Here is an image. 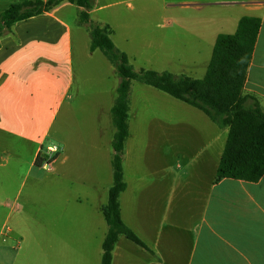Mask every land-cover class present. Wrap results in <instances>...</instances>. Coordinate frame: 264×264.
I'll use <instances>...</instances> for the list:
<instances>
[{
  "label": "rangeland",
  "instance_id": "374dc122",
  "mask_svg": "<svg viewBox=\"0 0 264 264\" xmlns=\"http://www.w3.org/2000/svg\"><path fill=\"white\" fill-rule=\"evenodd\" d=\"M20 1L0 0V12ZM93 7L88 22L80 20L75 6L62 10L73 30V96L58 113L43 144L40 164L47 160L48 144L57 148L49 156L51 168L29 169L7 199L10 209L0 208L2 214L10 210L6 226L13 230L4 242L0 235V254L9 257L4 264H100L107 231L100 208L112 183L115 129L110 108L120 78L100 49L89 50L87 29L106 24L115 47L126 53L136 70L202 77L216 35L234 32L239 17L249 13L225 0H94ZM128 102V137L121 156L129 189L121 192L119 202L124 220L135 226L138 194L130 197V191L138 190L141 174L153 169L147 162L172 159L170 144L177 141L174 129L220 130L222 135L213 144L217 146L225 128L198 108L136 80L130 82ZM23 153L22 174L30 157Z\"/></svg>",
  "mask_w": 264,
  "mask_h": 264
},
{
  "label": "crops",
  "instance_id": "0c3cea01",
  "mask_svg": "<svg viewBox=\"0 0 264 264\" xmlns=\"http://www.w3.org/2000/svg\"><path fill=\"white\" fill-rule=\"evenodd\" d=\"M225 1L260 19L243 89L264 112V0ZM70 6L79 10L63 1L14 22L0 37V208L10 209L7 199L20 177L39 167L35 159L43 157L50 128L72 100L73 30L62 13ZM222 130L223 141L213 146L220 130L174 129L172 159L147 162L153 169L141 174L138 190L130 191V197L138 194V225L127 223L120 207L122 221L148 249L127 238L120 242V235L111 264H264V173L257 181L215 179L227 128ZM49 146L55 145L46 150ZM23 152L30 157L22 174ZM125 184L122 192L129 189ZM0 214L4 242L13 231L6 226L10 210ZM7 259L0 254V264Z\"/></svg>",
  "mask_w": 264,
  "mask_h": 264
},
{
  "label": "trees",
  "instance_id": "16d2710c",
  "mask_svg": "<svg viewBox=\"0 0 264 264\" xmlns=\"http://www.w3.org/2000/svg\"><path fill=\"white\" fill-rule=\"evenodd\" d=\"M63 1L76 5L80 20L88 22V12L94 0H23L9 4L0 12V37L14 22L48 11ZM259 25V17L242 15L234 32L218 33L202 77L167 70H136L129 63L126 53L115 47L106 24L87 29L89 50L100 49L120 78L110 108L115 129L111 140L112 183L107 190L106 203L101 207L107 231L101 243L100 264H111L112 250L120 235L148 249L120 215L119 194L126 185L121 155L128 137L131 80L145 83L194 106L218 127L227 128L216 180L229 177L257 181L264 173V112L257 98L243 89ZM40 161L36 158L35 164L40 166Z\"/></svg>",
  "mask_w": 264,
  "mask_h": 264
},
{
  "label": "built area",
  "instance_id": "2783aa9c",
  "mask_svg": "<svg viewBox=\"0 0 264 264\" xmlns=\"http://www.w3.org/2000/svg\"><path fill=\"white\" fill-rule=\"evenodd\" d=\"M57 151V148L55 146H49L47 147V154H48V157H47V160H45L44 162H42L41 166L42 167H45L47 169L51 168V163H52V160L51 158H49V156L56 152Z\"/></svg>",
  "mask_w": 264,
  "mask_h": 264
}]
</instances>
